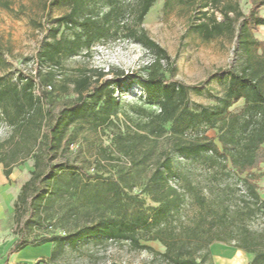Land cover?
Segmentation results:
<instances>
[{"label": "trees", "instance_id": "trees-1", "mask_svg": "<svg viewBox=\"0 0 264 264\" xmlns=\"http://www.w3.org/2000/svg\"><path fill=\"white\" fill-rule=\"evenodd\" d=\"M63 1L69 10L52 21L34 57V74L0 77V120L10 130L0 142V170L9 178L15 166L34 161L14 204L15 221L20 225L29 215L31 224L65 229L32 246L54 243L49 260H56L67 246L127 243L134 250H149L161 264H214L213 247L219 244L244 252L251 257L249 264H264V55L259 53L264 42L255 36L264 27V0H248L247 14L229 5L224 22L210 17L197 26L211 40L226 32L234 35L235 19L242 18L236 60L221 71L225 94L214 106L198 108L191 107L190 94L199 87L166 77L164 64H173L171 57L142 27L159 0H139L133 25L126 23L128 0ZM222 2L209 0L205 7ZM121 39L139 44L150 57L139 75H128L142 91L137 100H118L121 83L115 78L93 81L81 72L64 79L65 90L73 85L76 97L57 110L52 89L65 62ZM240 102L243 107L233 111ZM120 115L126 123H119ZM110 130L112 146L99 147L97 167L71 161L70 146L81 132ZM211 130L218 133L217 141L208 136ZM190 132L194 136L188 138ZM167 137L171 152L157 156L158 141ZM116 152L130 167H105L121 161ZM177 159L205 167H176ZM151 162L149 176L135 181ZM104 170L110 176L100 173ZM135 188L142 195L134 194ZM148 199L154 206L147 205ZM82 217L86 222L77 224ZM21 239L13 252L30 245ZM142 242H159L165 252Z\"/></svg>", "mask_w": 264, "mask_h": 264}, {"label": "rangeland", "instance_id": "rangeland-1", "mask_svg": "<svg viewBox=\"0 0 264 264\" xmlns=\"http://www.w3.org/2000/svg\"><path fill=\"white\" fill-rule=\"evenodd\" d=\"M138 1H127L130 3L127 6L130 14L126 18L128 25L135 23L139 7ZM208 2L209 0H159L151 8L142 24L148 36L165 49L171 57L173 64H164L166 77L173 76L176 81L187 86L199 87L197 93L191 92L190 94V105L193 108L214 106L217 98L225 94L226 80L221 71L228 69L236 60L238 26L242 18L235 19L234 35L226 32L223 36L211 40H206L197 26L202 21H208L210 17H216L219 22H224L223 11L229 5L238 7L244 14H247L250 8L248 0H223L222 4L218 6L205 7ZM6 3L9 4V9L5 8ZM68 10V4L63 0H0V52L3 55V62L0 63V77L7 76L15 79L20 72L26 75L34 74L37 68L34 57L39 52L43 39L48 35L52 21L64 15ZM105 11L106 9H103V12ZM204 14L207 15L206 18H204ZM261 14L264 16V8L261 10ZM230 15L233 16V14ZM255 36L264 42V27H261ZM259 53L264 55V47ZM149 61L150 57L143 47L124 39L98 44L93 48L91 54H82L67 60L63 68L59 70L52 89V97L57 110L61 109L64 103L76 97L73 85L69 84L65 90L64 79L77 77L81 72L92 76L93 81L115 78L121 83L117 99L129 103L136 101L142 91L128 75H139ZM173 69L175 71L172 73ZM121 72H124L125 77H118ZM49 90L51 89L49 88ZM121 92L124 94L121 95ZM243 105L244 102H240L232 110L238 111ZM151 108L156 109V107ZM119 119V123L127 121L123 115H120ZM9 135L10 130L0 120V142L6 140ZM192 136L194 133L190 132L188 138ZM208 136L217 141L218 133L211 130ZM112 141L113 132L111 130L105 133L81 132L77 143L70 146L68 155L76 165L97 167L94 159L99 152V147H111ZM171 150L172 141L168 137L158 141L157 156L163 152H171ZM115 156L122 159L112 166L105 164V167H109L108 170H112V167H130L127 160L120 154L116 152ZM33 165L34 161L29 159L24 164L15 166L9 178L4 175L3 168L0 170L3 179L7 181L5 183L6 195L0 194V203L4 209L0 214V247L3 245L8 247L9 242H14L13 248L16 241L22 238V241L30 243L25 250L29 249L36 253L34 257L15 261L11 257H14L18 252H13L11 248L7 251L9 260L5 264H36L38 262L39 264H161L160 260L149 250H134L127 243L116 242L106 244L84 242L77 248L67 246L56 260H49L55 247L54 243L40 247L32 245L43 238L63 234L65 229L59 226L46 228V226L40 227L38 224H31L29 215L24 216L21 224L18 225L14 217V204L22 186L31 178V172L34 170ZM175 165L176 167H205L201 164L189 165L181 159H177ZM143 167L148 168L141 175L136 176L135 181H138L140 177L144 180L149 176L150 167H154L153 162ZM198 169L196 174L200 176L202 171L200 168ZM262 170L264 171V167ZM90 172L93 173V170ZM100 173H104L105 177L110 176L109 171L104 170ZM260 185L263 190L264 178ZM133 193L141 194V188H135ZM147 205L154 206L149 199ZM27 222L29 224L22 234L21 227ZM85 222L86 218L82 217L77 224L83 225ZM75 224L72 223L66 229L73 228ZM259 225L260 222H257L254 227L257 228ZM142 244L152 247L157 252H165V247L159 242H142ZM215 246L223 247L215 248ZM213 248L214 264L250 263L251 257L242 251H236L232 247L219 244L214 245ZM225 250L229 252L226 251L228 252L226 253ZM24 253L25 256L28 255L27 252ZM42 259L43 262H40Z\"/></svg>", "mask_w": 264, "mask_h": 264}, {"label": "crops", "instance_id": "crops-1", "mask_svg": "<svg viewBox=\"0 0 264 264\" xmlns=\"http://www.w3.org/2000/svg\"><path fill=\"white\" fill-rule=\"evenodd\" d=\"M263 167H264V165H263ZM6 182L7 181H5V179H3V175H1V173H0V194H2L3 196L6 195V192H5V183ZM262 192H263L262 193V196L264 198V189L262 190ZM6 199L8 201V197ZM3 210H4L3 209V206L0 203V214L3 213ZM13 244H14V242H12V243L9 242L8 247L7 246H4V245L0 247V264L8 263L9 258H8V255H7V251H9L12 248ZM24 252H27L26 254H28V255L25 256V253ZM35 254L36 253H34L32 250L27 249V250H23L21 252L16 253L14 255V257H11V258H13V260H15V261H22L24 258L34 257Z\"/></svg>", "mask_w": 264, "mask_h": 264}]
</instances>
